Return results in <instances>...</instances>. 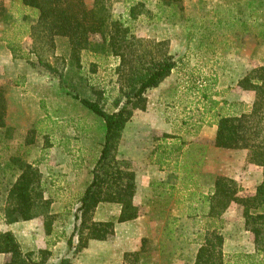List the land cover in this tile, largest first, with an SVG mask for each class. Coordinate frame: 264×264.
Returning a JSON list of instances; mask_svg holds the SVG:
<instances>
[{"label": "rangeland", "instance_id": "rangeland-1", "mask_svg": "<svg viewBox=\"0 0 264 264\" xmlns=\"http://www.w3.org/2000/svg\"><path fill=\"white\" fill-rule=\"evenodd\" d=\"M3 1L15 17L10 19V24L0 21V43L4 45L2 46L4 53L2 52V57H0V83L5 84L2 87L6 92L11 86L16 85L24 89L27 76L30 73H36L43 82L38 87L40 89L35 90L34 87L30 92L36 95V99L39 94L43 98L35 101L34 105H39L42 112H46L45 109H47L50 116L55 117L58 125L63 123L67 126L72 123L71 128L67 126L64 131H57L55 137L62 140L66 139L65 137L73 138L77 132L80 137L87 136L89 140L99 143L105 134L104 122L89 110L81 99L96 100L107 111L114 110L113 102L120 93L121 85L118 68L120 58L99 48V35H93L88 47L78 54L73 52L68 39L58 38L54 53L50 51L46 55L51 65L58 69V74H55L46 66L39 65L36 55L30 53L33 40L27 22L32 21L33 13L24 10L19 0ZM85 1L88 7L93 6L94 0ZM107 3L114 17L122 16L125 20H129L128 24L135 35L140 38L164 41V46L177 61L170 75L171 79L164 82L158 90L154 92L152 90L148 97L154 101L155 112H162L161 118L172 128V132L167 133L184 139L185 144L188 143L184 147L181 170L184 176L191 168L193 171L196 170V174L194 173L192 185L190 179L177 180L176 184L181 188L177 197L188 199V203L197 201L199 195L196 192L187 191V188L202 192L208 191L214 183L208 174L209 171L216 169L217 173H223L233 161L230 159L233 157L229 154L230 152L216 150V153L211 155L212 160L209 165L204 166L209 139L201 135L199 138V133L211 116L203 110L202 101L205 105V100L201 98L200 89L210 84V81V92L214 99L235 102L226 99L225 96L231 91H240L241 87L236 82L238 76L243 74L245 69L250 71L259 66L260 57L264 56V0H171L168 2L170 5L163 0H108ZM139 3L142 4L139 6L142 13L136 19H131L128 15L129 9L133 5L138 6ZM23 14L28 15L29 18L21 19ZM8 40L21 44L23 50L18 54L27 55L30 60L15 58L8 48ZM25 63L29 65V73L21 69ZM17 73L25 74L16 75ZM60 73H62L61 77ZM36 75L35 77H38ZM19 82H24V85H19ZM252 92L255 96V92ZM236 110L240 112L243 107L238 105ZM135 112L137 117L130 120L131 122H128V126L125 127L118 150V156L129 160L134 169L143 165L126 157L129 149L133 150L134 154H140L141 152L139 150L137 152L136 149L143 147V139H152L151 144L153 145V142L158 141L164 133L158 130L147 133L144 130L146 107L135 109L133 116ZM155 116L159 118V115ZM58 120L64 122H58ZM80 122L83 128L82 133L75 128V124ZM49 124L53 123L49 122ZM57 124L55 123V129H60ZM171 136L165 138L166 142ZM188 140L196 143L189 147ZM65 145L67 147V143ZM203 145L206 146V150ZM94 151L95 149L93 153ZM91 153L89 155H92ZM9 163L14 168L11 158ZM244 170L247 169L243 168L241 172L243 173ZM242 173L238 168L239 178H242ZM6 180L10 178H3L2 184L4 185L0 186L2 196ZM241 187L243 190L241 196L253 195L246 193L245 188ZM188 203L185 202L184 208L179 210L178 214L187 217L188 213H196L199 214L198 218L185 219L184 217L173 231L170 226L164 228L162 232L167 236L164 243L157 241L162 227L153 226L151 231L153 239L148 238L145 251L127 257L124 264H192L195 255L191 244H196L192 240H196L200 235L203 237L207 232L205 212L208 206H205L206 210H189L187 209ZM233 206L234 208L224 211L221 214L222 217L219 216V220L210 219V221L212 225L218 226V232L223 233L224 231L226 236L235 239L239 234L242 235L240 223L244 217L243 207L237 203ZM255 211L264 212V206ZM151 212L153 217L157 216L155 211ZM62 227L58 225L55 230L63 229ZM170 234L178 238L174 240L176 242L168 240ZM41 235H34L33 240L25 242V248H34L33 252H38V247L49 249L50 245L43 242L44 238ZM248 235L251 241L254 235L252 232ZM76 246H78L77 237L74 238V247ZM161 249L163 252L160 253ZM23 251L32 250L24 249ZM110 251H105L103 248H98V250L92 248L89 251L86 247L77 252L68 247L67 253L64 252L62 256H70L73 264H114L115 259ZM241 255L224 256L225 264H264V252L254 253L253 257ZM62 256L58 259L54 258V261H51V256L48 264H57Z\"/></svg>", "mask_w": 264, "mask_h": 264}, {"label": "trees", "instance_id": "trees-1", "mask_svg": "<svg viewBox=\"0 0 264 264\" xmlns=\"http://www.w3.org/2000/svg\"><path fill=\"white\" fill-rule=\"evenodd\" d=\"M107 1L94 0L93 6L88 7L85 0H19L24 10L33 13L32 21L27 22L33 40L30 53L36 55L39 65L58 74L57 67L52 66L46 57L50 51L54 53L58 38L68 39L73 52L78 54L88 47L93 35H99V48L120 58L118 68L121 85L120 93L113 102L114 110L107 111L96 100L81 99L89 110L102 119L105 134L99 158L92 170V180L81 196L75 213L76 222L67 239L69 249L77 252L86 248L92 239H108L115 233L116 223L133 220L140 215V208L134 203L137 188L135 169L129 160L119 158L118 150L134 110L146 107V92L171 75L177 65L176 59L164 46V41L135 35L128 24L129 20L112 15ZM170 1L163 0L167 5H170ZM140 5H133L129 9L131 19H136L142 13ZM14 17L12 10L0 0V21L10 24V19ZM28 18V15L23 14L21 19ZM7 42L15 58L29 59L27 55L18 54L23 50L21 44H15L13 40ZM209 83L200 89V93L205 100L204 111L217 126L214 145L227 149H247L249 162L263 168V180L253 195L241 196L235 180L217 176L213 191L207 195L200 194L203 203L208 204L205 214L219 218L232 203L241 205L245 227L254 234L257 250L264 252V212L255 211L264 206V60L262 65L250 70L238 82L242 89L255 92V100L249 109L238 112L237 103L214 99ZM6 113L7 95L0 86V128L5 126ZM168 136L171 135L164 134L162 140L165 141ZM183 145L182 140L170 146L158 144L153 151L154 162L161 166L169 165L168 160L172 159L173 154L181 155ZM11 161L14 165L12 178L3 191L6 200L3 209L5 220L14 223L45 214V229L50 233L54 216L46 213L47 201L43 198L39 169L20 156H12ZM101 202L120 204L119 215L106 221L95 220L94 213ZM217 228L216 225L210 226V236L199 248L194 264H225L223 236ZM75 237L78 238L76 247ZM145 242L144 239L141 252L145 251ZM0 253L9 255L3 264H48L52 256L48 248H41L38 252L23 251L12 231H0ZM57 264H73V261L65 255Z\"/></svg>", "mask_w": 264, "mask_h": 264}, {"label": "crops", "instance_id": "crops-1", "mask_svg": "<svg viewBox=\"0 0 264 264\" xmlns=\"http://www.w3.org/2000/svg\"><path fill=\"white\" fill-rule=\"evenodd\" d=\"M2 46L4 47L3 43H0V57H2L1 53H4ZM260 60V65H262L264 56H261ZM21 69H23V71H28L27 73L30 71L27 63H25ZM248 72V69H245L244 73L238 76L236 82H239V80ZM19 74L25 73H17L16 75ZM35 75L36 73H30L29 76H27V82L25 83L26 88H19L17 85L11 86L10 89H8V92H6L7 113L5 126L0 128V186L4 185L2 184L3 178H12L11 174L13 172V166L9 163L12 156H22L27 162L37 167L41 173L43 198L47 201L46 213L54 216L52 231L50 233L46 232L45 214L34 217L30 220L8 223L3 214L6 200H4L1 194L0 231H12L21 244L22 249H31L32 251L34 248H25L24 243L33 240L34 235L42 234L41 236L44 238L43 242L48 246L50 245L49 249L52 251L51 261H54V258L58 259L60 256L64 255V252L67 253L66 251L69 247L67 239L69 236H66L73 231L72 227H74L76 222L75 213L80 205L81 196L92 180V170L99 158L103 138L101 137V140L98 143L97 141L89 140L87 136L80 137V134L77 132L76 135H73L75 136L73 138L65 137L66 139L62 140L55 137L57 131H64L67 129V126L71 128L72 123H69L67 126L63 123L58 125L55 121V117L50 116V112L47 111V109H45L46 112H42L39 105H34L35 101L43 98L39 94L38 99H36V95L30 92L34 87L35 90L40 89L38 87L41 86L43 82L41 78H39V75H36L38 77H35ZM169 79H171L170 75L157 87L149 89L146 93L147 112L145 113L146 121L144 122L143 128L147 133L153 132L154 130L164 132L163 135L168 134L167 132H172V128L161 118L162 112H155L154 101L151 97H148V94L152 92V90L153 92L154 90H158L162 87L164 82H168ZM36 82L38 83L36 84ZM23 83L24 82H19V85H24ZM3 85L5 84L0 83V86ZM250 91L251 90L241 88L240 91H231L227 93L225 98L230 101H235L239 106L243 107V110H246L251 107L250 105H252L255 100L253 92ZM202 106H204L203 101ZM136 114L137 113L135 112V116H133L132 119L137 117ZM155 115H159V118H155ZM49 122H52L53 124H49ZM58 122L64 121L58 120ZM55 123L60 129H55ZM128 124L129 123H127L126 126H128ZM83 125L85 127V124ZM75 128L82 133L83 128L81 122L76 123ZM216 130L217 126L214 123V120L209 117V120L203 125L201 133H199V138L204 136L209 139L204 166L209 165L212 160L211 155L212 153L215 154L216 150H226L230 152L229 154L233 156L230 159L233 161L227 166V170L224 169L223 173H217L216 169L209 171L210 173L208 174L211 176L212 181L215 182L217 176H226L235 180V183L239 188V195L243 192L241 186L245 188L244 191L246 193L254 194L257 186L263 180V168L257 164L249 162L247 149L216 147L214 145ZM163 135L158 138V141H155L157 144L153 142V145L151 144L152 139H143V147L136 149L137 152L138 150L141 152L140 154H134V151L129 149L128 154L126 155L127 158H132L143 165L142 167L135 168L137 188L134 196V203L140 208V215L133 220L116 223L114 228L115 233L112 236L106 240L92 239L87 246V250L89 251L92 248L97 250L98 248H103L105 251L111 250V255L115 259L114 264H124L127 257H131L137 252V254H139L143 246V240L145 239V243H147L148 238L152 237L151 231L153 226H158L159 228L162 227L161 232L158 234L157 241L159 243H164L167 239L166 233L162 232L164 228L170 226L172 229L171 231H173L174 228L178 226V223L185 217L182 214H178V211L184 208V204L185 202L188 203V199H183L182 197L179 199L177 197V193L181 188L178 187L176 182L178 179H190L192 185V179H194V173L196 174V170L193 171L191 168L185 176L183 175L181 170V167H183L182 157H184V147L188 143L185 144L184 139L176 138L174 135L168 138L170 140H167L166 142V139L165 141L162 140ZM181 140L184 142L180 153L181 155L178 154V156L173 154L172 159L168 160L169 165L164 164L161 166L154 162L155 155L153 151L158 144L163 143L170 146L173 143L179 144ZM188 141L190 142V146L188 145L189 147L196 143L192 142V140ZM65 143H67V147ZM93 149H95L94 153ZM204 149L206 150V146ZM90 153L92 155H89ZM178 161L179 163L176 165L175 163ZM238 168L240 173H242L241 170H243V168L247 169L242 173V178L238 177ZM8 181L6 180L5 184H7ZM213 189L214 183L208 191L212 192ZM0 190L2 192V188ZM187 191H192V193L196 192L199 195V200L189 202L188 205L186 204L187 209L206 210L205 206H208V204L206 202L203 203L200 194H208V191L202 192L190 188H187ZM233 205L234 203H232L227 209L234 208ZM120 211V204L101 202L95 210L94 219L106 221L117 217ZM151 211H155L157 216L153 217ZM198 217L199 214L188 213L185 219H195ZM219 218L207 216V232H205L203 237L200 235L196 240H192V242L196 243L193 245L191 244L195 255L192 264L195 263L199 248L205 244L210 236L211 231L209 228L213 224H211L210 219L219 220ZM58 225H62L63 229L55 230V227ZM240 226L242 235L239 234L235 239L226 236L224 231L221 233L223 236L222 250L224 256L232 257L237 254H245V257H253L254 253H261L257 250L254 236L253 239L249 241L250 235L248 234L251 231L246 229L245 220L241 221ZM177 239L178 238L175 237L174 234H170L168 237L169 241ZM38 248L40 249V247ZM161 250L160 253L163 252V250ZM8 257V254L0 253V264H3Z\"/></svg>", "mask_w": 264, "mask_h": 264}]
</instances>
